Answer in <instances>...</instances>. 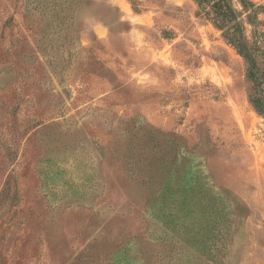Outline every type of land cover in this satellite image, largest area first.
Returning a JSON list of instances; mask_svg holds the SVG:
<instances>
[{
	"label": "rangeland",
	"instance_id": "1",
	"mask_svg": "<svg viewBox=\"0 0 264 264\" xmlns=\"http://www.w3.org/2000/svg\"><path fill=\"white\" fill-rule=\"evenodd\" d=\"M263 90L264 0H0V264H264Z\"/></svg>",
	"mask_w": 264,
	"mask_h": 264
},
{
	"label": "trees",
	"instance_id": "2",
	"mask_svg": "<svg viewBox=\"0 0 264 264\" xmlns=\"http://www.w3.org/2000/svg\"><path fill=\"white\" fill-rule=\"evenodd\" d=\"M231 10L228 8V13H230ZM230 40L236 44V48L238 52L243 56V58L247 61L248 63V72H247V77L252 81L253 83H256V86L259 87L262 83V78L257 77V74L255 72V67H256V60L253 57L252 52H250L244 42L241 40H236L234 38H230ZM259 78V79H258ZM264 91V90H263ZM249 101L255 111L262 115L264 117V94H250L249 96Z\"/></svg>",
	"mask_w": 264,
	"mask_h": 264
}]
</instances>
